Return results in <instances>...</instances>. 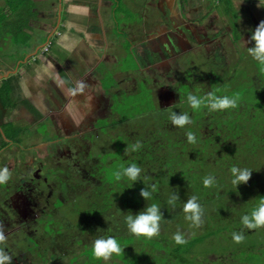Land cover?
Instances as JSON below:
<instances>
[{
    "label": "rangeland",
    "instance_id": "374dc122",
    "mask_svg": "<svg viewBox=\"0 0 264 264\" xmlns=\"http://www.w3.org/2000/svg\"><path fill=\"white\" fill-rule=\"evenodd\" d=\"M177 2L178 0H167L166 7L169 10H174L180 6L182 11V3H184L185 0H181V4L178 5L176 4ZM132 4L133 2H129L130 7ZM186 6L189 7V5ZM196 6L197 3L195 4V7ZM214 9L217 15H220V19H217V16L214 15ZM210 11H212V13H209ZM177 16H179L178 19L175 18L170 20L171 25H168L169 31L171 29L172 33L178 35L177 40L181 42V51L184 52L189 50L190 54L193 53L192 55L182 56V54L178 56V58L174 57L173 63L167 62L162 66L165 71H160L162 68L161 66L154 68L153 64L155 63L150 61H154L155 59L151 58L150 60L147 59L146 62H142V58L138 60V55H128L120 61L113 62V75L114 71L116 72V68H128L129 66L132 67L131 70L133 73L136 75L139 73L141 77V73L144 72L146 76L154 75L152 76L154 80H159L155 81L157 85L159 83L161 85L164 83V86L171 85V88H173L171 91L175 94V97L170 101L168 89L158 86L155 87V89L151 88V90H155L154 92L161 90L163 106L167 107L162 113L168 117V120L164 117L161 119L157 107L156 116L149 118L147 114L142 115L148 110V106L151 108L155 107V104L151 101L153 98L150 97L154 92L148 93L151 98L150 101H148L147 97H144L143 101V94L141 92L136 97L138 101H136V99L133 101L131 99L132 95L129 94L125 96L122 102L117 103L114 99V93L110 92V89H108L107 101L110 104L109 108H112L111 119L107 121L101 118V122L98 125L109 126L105 129L110 131V136L107 138L106 136H97L98 140L92 142L106 140L107 143L103 146L105 147L109 144L110 140L112 141L113 139L116 143L120 142L125 146L131 145V139L128 134L131 130L133 131V129H131L129 120L127 119L129 117H137L139 121L142 122L140 127H143L144 131L150 129V131L155 132V141H152L153 145L158 146L160 151L166 150L169 140L164 139L165 137L162 133L164 132L163 125L167 122L169 128H177L176 130H179V134L174 135L173 133L171 139L182 136L187 138V132H195L194 123L202 122L203 125L200 126L202 128L207 124H209L210 127H215L216 123L233 122V112H235L237 118L243 115L242 117L246 118L244 122L249 124L247 127L250 128L251 124H253L255 129L261 132L264 139V98L263 101L261 99L264 93V66H261L257 61L251 59L247 54H243L245 46L242 42L244 33L247 31V23L250 25L251 29L247 32L245 37H247L246 39H250L252 31H254L261 20H264V0H206L203 7L198 9L195 8L193 13L190 14L192 19H189H191V21L180 15ZM218 42L223 43L225 48L218 47ZM201 44H206L208 48H215L216 50L221 48V52L224 54V60L221 58L216 59V57H220L219 55H216L214 59L211 58V54L206 53L202 55L201 49L204 47H197ZM172 48L175 49V46L173 45ZM169 69L171 71H169ZM253 76L256 78L252 79ZM116 80L117 78L113 76L108 80V86H114L115 88ZM111 83L113 85H111ZM256 85H258V87H256ZM150 86L154 87L153 84ZM177 87L182 94L180 101L175 92ZM118 89L120 91V88ZM209 92H213L217 96H228L230 98L238 94L240 97L238 106L236 108H229L221 111H210L207 107L203 106L199 110H193L189 106L187 101L188 94L191 93L198 97H203ZM177 100L179 102L176 103V105L174 101ZM171 104H173V106H169ZM23 107H25V105H23ZM4 110L5 116L2 125L9 126L10 123L8 122L5 124V122L10 119L13 113H11L10 110ZM247 110H249V113L246 112ZM173 111L177 115L187 112L192 123L183 128L174 126L169 118L170 113ZM211 115H213L215 120L208 121ZM134 124L135 120L131 122V126L133 127ZM11 126L12 128L10 129L13 131L17 130L15 124ZM210 127L209 131H211ZM134 128L138 132H141L139 130L140 128L136 125ZM45 129H47L50 137L55 135L51 132L50 128ZM94 134H96V132H90V139L95 137ZM248 135L249 130H244L245 138L248 139ZM6 136L5 133H1V146H6L9 141H12L8 136L6 138ZM9 137L13 140L16 139L14 135L10 134V131ZM140 139L141 137H137L135 141L140 143ZM230 143L233 144V141H230ZM17 144H20V140ZM144 145L143 143L142 146ZM259 146H262V144H259ZM103 147L97 150L90 147L92 151L91 155L82 157L80 163L84 165L99 156L102 157L101 164H97L100 166V170L98 171H100L109 182H113L115 179L112 174L115 171L126 168L133 163L131 161L122 162L120 159L121 155H119L118 152H113L111 149L103 150ZM7 148L9 150H15L12 145H9ZM23 148L24 147L21 148L22 153L26 154ZM241 150L243 149L241 148ZM225 154L226 151L223 152L222 155ZM114 156H117L116 160H113ZM141 156H138V158L141 163V169H143L146 156ZM159 156L165 157L166 155L161 153ZM91 164L90 168L93 169V172L97 175L98 172L94 170L96 162ZM63 166H68L70 169H77L76 158H74L73 161H68V163L64 162ZM242 167L252 171L249 181H259L256 188H254L255 193L246 191V193L240 192V195V193L237 192L236 194L239 195L237 199H243L239 202V204H241L240 208L238 209V207H236V209L232 211H228L227 209H214L215 215L203 228H197L192 220H186L185 217H182L179 221L178 218H173L172 214L168 216L166 213V206H160L159 210L162 214V220L158 236L151 239L138 237L137 241L135 240L137 242L136 247L118 241L121 247L124 248L123 254L121 256L113 255L110 260H101V262L93 257L91 248L83 249L79 244L80 247H76L75 249L71 248L73 251L65 254L61 259V263L58 262V264H264V243H260L264 241V235L257 233L256 229L250 230L251 232L249 233H246L248 231L246 228H244L246 230L241 231L233 230L238 227L236 225V219L241 220V217L249 214L252 208L258 203L247 205L244 201H249L258 195L264 197V149H260L253 153H246V160ZM70 169H65L59 178H63V180L67 182L76 177ZM206 169L207 168L204 167L202 171L204 179L205 176L208 175L205 171ZM82 171L83 170H81L80 173H83ZM43 174H45V171H43ZM219 179L232 181L233 177L231 174L223 176L219 174ZM124 180L130 181L127 178ZM200 182L203 185V182ZM197 185H200V183ZM244 185L245 184L232 185L231 189L235 191L239 188L241 190V187ZM223 191L226 192L227 190ZM223 196L224 198L221 200V203L224 206H228L230 200L234 199L231 194L228 193ZM93 199L94 207L89 211L91 216L96 215L100 201L98 197H93ZM74 208L76 209L75 206ZM63 211L66 212V214L67 212L73 213V211L67 210L66 207H64ZM129 212H131V210L123 208H117L115 210L116 217L121 223L120 235L122 237L134 236L128 231L124 221V217L128 215ZM171 217L173 219H171ZM177 232L183 235L186 243L178 245L174 242L173 236ZM233 233L242 234L244 240L239 244L235 243L232 238ZM152 241L154 243H159L155 245L151 243ZM255 242L258 243L255 244Z\"/></svg>",
    "mask_w": 264,
    "mask_h": 264
},
{
    "label": "crops",
    "instance_id": "0c3cea01",
    "mask_svg": "<svg viewBox=\"0 0 264 264\" xmlns=\"http://www.w3.org/2000/svg\"><path fill=\"white\" fill-rule=\"evenodd\" d=\"M149 1L0 0V116L4 109L13 113L9 126L1 119L0 135L13 140L10 131L16 138L12 124L22 134L49 135L48 122L53 134H63L72 119L102 110L108 89L116 96L127 87L132 67L113 75L114 61L128 55L165 60L160 44L171 29ZM112 75L115 88L108 86Z\"/></svg>",
    "mask_w": 264,
    "mask_h": 264
},
{
    "label": "flooded vegetation",
    "instance_id": "af4514ba",
    "mask_svg": "<svg viewBox=\"0 0 264 264\" xmlns=\"http://www.w3.org/2000/svg\"><path fill=\"white\" fill-rule=\"evenodd\" d=\"M166 1L151 0L147 2V5L149 8L153 4L157 5L161 21H165L166 25H171L170 20L178 19L179 16L177 15L191 21L190 14L193 13L195 8L203 7L206 0H185L182 3V11L180 6L177 9L169 10L166 7ZM196 3L197 6L195 7ZM178 4H181V0H178ZM213 12L217 19L221 18L220 15H217L215 9ZM209 13H212V11ZM247 25V31L242 38L245 46L243 54L250 56L247 48L253 47L254 42L245 37L251 29L248 23ZM177 36L171 30V37L168 42L160 44L162 52H164L160 55H164L163 57H166V59L152 61L155 63L153 64L154 68L162 67L167 62L173 63V58H178L182 54V56L193 54H190L189 50L181 51V42L177 40ZM173 45L176 50L172 48ZM201 46L204 47L201 49L202 55L207 53L211 54L213 59L216 55L220 56L216 59L224 58L221 48L218 50L208 48L206 44L197 47L201 48ZM218 47H224L223 43L218 42ZM250 58L253 59L251 56ZM163 68L160 71H165ZM169 71L171 70L169 69ZM141 75L142 77L139 73L138 75L133 73L129 77L127 87L114 96L115 101L120 103L129 94L132 95L131 99L134 101L142 92L143 101L144 97H147L148 101L152 97L154 101H151L155 104L153 108L148 106V110L142 115L147 114L149 118L156 116L157 107L161 119L162 117L167 119L168 117L162 113L167 107L163 106L161 90L154 92L155 90H151V88L155 89L158 86L168 89L170 93L169 101L175 97V94L171 91L173 88H171V85L164 86V83L157 85L155 83L157 79L154 80L152 77L154 75L146 76L145 72ZM255 78L252 77V79ZM151 84L154 87H151ZM152 92L154 94L149 97L148 93ZM175 92L180 101L182 97L180 89L177 87ZM263 98L264 93L261 97L262 101ZM179 101H174V104ZM109 105L107 101L102 110L95 111L97 115L96 113L93 114L94 117L87 118L84 115L72 119L70 123L63 126V134H55L50 137L32 131L23 135L17 129L14 131L19 134L18 136L16 134V139L9 141L6 146H1L0 142V169L7 167L10 172V179L6 183L0 184V224L4 226L6 236V243L0 245V247L12 256V264H58V262L61 263V259L65 254L73 251L76 247H80L79 244L83 249H92L93 241L98 237L114 236L116 238L121 233V223L116 217L115 210L117 208L126 209V201L123 202L122 200L123 193L118 192L117 194L115 190L121 185L122 181L109 182L105 179L98 171L100 166L97 164H101L102 160L100 156L84 165L80 163L82 157L91 155L90 147L97 150L107 143L106 140L92 141L98 140L97 136H106V138L110 136V131L105 129L109 126L98 125L101 118L110 121L112 108H109ZM169 106H173V104ZM4 116L5 111L3 110L0 121ZM127 120H129L131 129H133L128 134L131 145L125 146L120 142L116 143L112 139V141H108V145L103 147V150L111 149L113 152H118L121 155L122 162L131 161L137 165L139 163L138 156H141L142 153H138L137 150L131 151V146L137 143L135 141L137 137H141L140 144H143L142 141L148 134L146 135V131L143 130V127H140L142 122L139 121V118L129 117ZM133 120H135L134 126L139 127L141 132L131 126ZM32 127H36L34 123H32ZM53 127L52 122L43 125V128L52 129ZM91 131L96 132V134H94L95 137L90 139L89 134ZM19 140L20 144H17ZM9 145H12L15 150H9L7 148ZM22 147H24L26 154L22 153ZM74 158L77 160V169L63 166L64 162L68 163V161H73ZM113 158V160H116L117 156ZM95 162L96 167L94 170L98 172L97 175L90 168L91 163ZM65 169H70L76 177L67 182L63 178L60 179L59 177ZM81 170H83V173H80ZM43 171H45V174H43ZM93 197H98L100 200L95 216L89 214V211L94 207ZM64 207L73 211V213L67 212L66 214L63 211ZM127 210H130V206L127 207Z\"/></svg>",
    "mask_w": 264,
    "mask_h": 264
},
{
    "label": "trees",
    "instance_id": "16d2710c",
    "mask_svg": "<svg viewBox=\"0 0 264 264\" xmlns=\"http://www.w3.org/2000/svg\"><path fill=\"white\" fill-rule=\"evenodd\" d=\"M0 26L3 27L5 24L2 23ZM1 31L2 28H0ZM12 31L16 36L22 35L21 28H12ZM246 112L249 113V110ZM232 115L233 122L216 123L215 127H210L207 124L201 128L202 122L194 123L196 140L194 144L189 143L185 136L171 139L173 133L174 135L179 134V130L177 131V128H169L167 122L163 125L164 132L162 135L165 137L164 139L169 140L168 147L166 150L161 151L158 146L152 143V141H155V132L148 129L146 131V135H148L142 141L145 145L142 146L140 144L141 147L137 150L138 153L146 156L144 167L141 169L140 180L132 184L131 181L123 178L121 179V185L115 190L117 194L118 192L123 193L122 200L123 202L126 201V209L130 206L131 213L135 215L143 210L145 206L156 203L159 206H166L168 216L172 214L173 218L176 217L180 221L182 217H185L183 211L184 203L190 197L195 196L197 203L201 206L199 221L194 222L197 228H203L211 220L215 215L214 209L216 208L217 210L227 209L228 211L235 210L236 207L239 209L241 205L239 202L243 199L238 200L237 197L239 195L236 193H246V191L255 193L254 188H256L259 181L251 180L241 187V190L238 188L234 191L231 189L233 185L231 181L219 179V174L222 176L231 174L230 169L233 166L244 168L242 166L246 160V153L264 149V139L261 132H258L253 124H251L250 128L247 127L249 124L244 122L246 118H243V115L240 118L236 117L235 112ZM209 120H215L213 115L208 118ZM209 127L211 131H209ZM244 130H249L248 139L244 136ZM230 141H233V144ZM259 144H262V146H259ZM225 151L226 154L222 155ZM161 153L166 156L160 157L159 154ZM137 166L141 168L140 161ZM204 167L207 168L205 171L208 174L205 178L211 176L213 181H215L212 186L207 188L200 182H203L204 179L202 173ZM199 183L200 185H197ZM152 184L157 185V191L153 193L151 200L145 201L139 195L140 190L144 187L150 190ZM226 193L231 194L232 198H234L230 200L228 206H224L221 203L224 198L223 195ZM172 197H178V199L174 200L172 204H168L167 201L172 199ZM258 197L263 196L258 195L244 202L247 205L257 203ZM127 204L129 205L127 206ZM172 217L171 219H173ZM240 221V219H236L238 227L233 230L241 231L247 229ZM249 232L251 231L248 229L246 233ZM256 232L264 235V227L257 228ZM137 238L136 236L122 237L120 234L116 236L120 243L129 244L133 247L137 246ZM258 242H255V244ZM151 243L157 245L159 242L154 243L152 241ZM260 243H264V241Z\"/></svg>",
    "mask_w": 264,
    "mask_h": 264
},
{
    "label": "clouds",
    "instance_id": "9594fccd",
    "mask_svg": "<svg viewBox=\"0 0 264 264\" xmlns=\"http://www.w3.org/2000/svg\"><path fill=\"white\" fill-rule=\"evenodd\" d=\"M259 6V5H258ZM251 41L254 42V46L247 48L248 54L257 61L261 66H264V20H261L258 25L252 31ZM84 85L81 84L80 88L83 89ZM240 97L237 94L234 97L217 96L213 92L207 93L203 97L197 95L188 94L187 101L189 106L193 110H199L202 106L207 107L210 111H221L229 108H236L238 106ZM169 118L171 123L179 128H183L186 125L192 123V120L187 112L177 115L174 111L170 113ZM189 143H195V135L192 132L186 133ZM141 147L140 143L131 146V151H136ZM233 177L231 183L236 186L239 184H246L252 174V171L248 168H240L233 166L230 169ZM141 168L135 163L130 164L126 168L115 171L112 175L116 181H120L123 178H127L132 182L140 180ZM10 179V172L7 167L0 169V184L6 183ZM212 177H206L203 180L204 186L210 187L214 184ZM157 191V185L152 184L149 188L144 187L140 190L139 195L144 200H151L153 193ZM178 197H172L167 201L168 204H172ZM160 206L156 203H152L137 214L133 215L129 212L124 217L125 224L128 231L136 237H144L151 239L159 235L160 223L162 220V214L160 213ZM186 220H192L193 222L199 221V215L201 212V206L197 203L195 196L190 197L183 206ZM190 214V215H189ZM241 224L249 230L264 227V197H258V203L252 208L251 212L241 217ZM233 241L237 244L244 240L242 234L233 233ZM173 240L176 244L182 245L186 243L183 235L179 232L174 234ZM6 243V236L4 234V226L0 224V245ZM123 249L114 236H101L93 241L92 255L97 260L108 261L113 255L121 256ZM0 264H12V256L9 255L4 248L0 247Z\"/></svg>",
    "mask_w": 264,
    "mask_h": 264
},
{
    "label": "built area",
    "instance_id": "2783aa9c",
    "mask_svg": "<svg viewBox=\"0 0 264 264\" xmlns=\"http://www.w3.org/2000/svg\"><path fill=\"white\" fill-rule=\"evenodd\" d=\"M45 50H47V48H45Z\"/></svg>",
    "mask_w": 264,
    "mask_h": 264
}]
</instances>
